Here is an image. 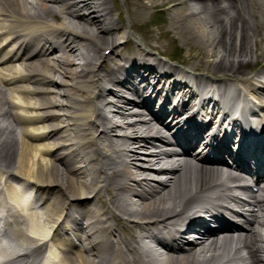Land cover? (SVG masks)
<instances>
[{"label":"bare ground","instance_id":"bare-ground-1","mask_svg":"<svg viewBox=\"0 0 264 264\" xmlns=\"http://www.w3.org/2000/svg\"><path fill=\"white\" fill-rule=\"evenodd\" d=\"M115 1L0 0V231L12 246L5 259L0 248V264H36L45 245L57 264H264V188L245 203L232 194L245 189L233 167L192 154L186 137L200 115L189 103L197 97L189 79L169 80L174 73L158 69L163 55L152 40L128 48L112 16ZM123 4L129 21L150 9L168 12L162 35L179 30L195 56L216 58L209 67L202 59L175 71L192 72L199 90L220 93L197 103L205 117L214 114L212 104L264 123V0ZM234 116L224 137L235 144L247 115ZM202 130L193 141L203 139ZM257 135L242 143L250 138L252 149L244 150L264 172V138ZM210 143L219 145L214 137ZM174 146L183 161H175ZM201 211L217 223L223 212L245 213L249 225L210 229ZM195 225L204 231L198 243L190 242Z\"/></svg>","mask_w":264,"mask_h":264},{"label":"rangeland","instance_id":"rangeland-1","mask_svg":"<svg viewBox=\"0 0 264 264\" xmlns=\"http://www.w3.org/2000/svg\"><path fill=\"white\" fill-rule=\"evenodd\" d=\"M123 1L124 0H116L114 2L115 4L112 3L113 4L112 16L114 18H117L118 24L120 26L122 25V31L125 32L126 35H128V37L131 40H135L137 42L141 41L142 43H145L144 41L146 39L149 42L152 40L154 44L156 43L159 46L158 51L162 52V54L160 55H163L165 59L166 58L171 59L173 63H177L180 65L182 64L183 66L187 68L189 67L188 66L189 62L201 63L200 60L202 59L206 60L205 64L207 63L206 64L207 67H209L210 64L213 65V63L216 62L215 57L204 56V58H202L199 56H195L194 51L196 50L195 48L192 47L193 43H191L192 44L191 45L190 42L188 43L184 40L182 41L178 36L179 30L173 31V33H171L172 35H170V33L169 35L161 34L165 30L170 29V24H169L170 21H169V16H168L169 14L166 11L150 9L148 11H145V16L142 19L136 18L134 16L131 21L136 22L134 24L135 28L131 30L130 28H128L129 24H131V21H129V17L127 15ZM143 2L145 3V0H143ZM114 5L118 9V11L116 10V8H114ZM260 31L262 33L264 32V26L261 28ZM113 36H115V40L117 41L121 40L119 38L120 34H118V32L114 34ZM169 37H171L172 39H169ZM249 44H251L250 41H249ZM128 46H130V44ZM262 48H264V46ZM254 62H256L254 68L255 67L259 68L262 65L260 60H256ZM252 66L253 64L248 63L245 66V69L247 68V70H249ZM150 149H153V148H150ZM140 150L141 149H138V151ZM139 154H142V153H139Z\"/></svg>","mask_w":264,"mask_h":264}]
</instances>
